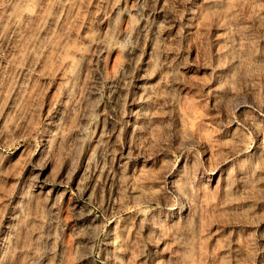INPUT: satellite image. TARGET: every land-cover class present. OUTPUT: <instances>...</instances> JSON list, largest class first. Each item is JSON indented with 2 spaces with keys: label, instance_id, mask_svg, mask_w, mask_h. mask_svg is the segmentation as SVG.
I'll return each instance as SVG.
<instances>
[{
  "label": "rangeland",
  "instance_id": "obj_1",
  "mask_svg": "<svg viewBox=\"0 0 264 264\" xmlns=\"http://www.w3.org/2000/svg\"><path fill=\"white\" fill-rule=\"evenodd\" d=\"M0 264H264V0H0Z\"/></svg>",
  "mask_w": 264,
  "mask_h": 264
}]
</instances>
